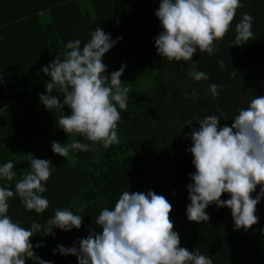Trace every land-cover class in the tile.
Returning <instances> with one entry per match:
<instances>
[{"label":"trees","instance_id":"trees-1","mask_svg":"<svg viewBox=\"0 0 264 264\" xmlns=\"http://www.w3.org/2000/svg\"><path fill=\"white\" fill-rule=\"evenodd\" d=\"M160 0H0V166L14 165L12 181L0 178V187L15 190L16 182L30 170L27 153L45 159L36 140L45 144L52 175L41 194L49 201L43 213L28 211L20 198L9 199L8 215L14 222L30 228L33 221L46 224L55 210L68 208L83 216L80 229L65 232L54 228V235L41 230L31 242L37 256L51 264H77L74 255L53 253L58 245L71 247L89 235V228L104 208L113 209L124 191H154L172 205L170 216L179 233L180 246L197 250L213 264H264V198L256 208L259 222L247 231L234 230L231 210L211 204L207 222H189L187 186L195 172L190 133L207 115L220 119V126H231L239 110L264 91V0H241L230 30L215 42V51L197 52L191 61H168L157 54L154 37L161 31L155 16ZM248 13L253 17V37L232 46L235 26ZM98 27L113 40L122 37L103 57L106 75L126 65L122 86L130 89L127 110H121L117 133L120 143L86 152L71 150L68 161L53 153V141L65 144L85 137L68 136L57 126L65 107L46 109L39 94H47L50 77L41 69L63 52L68 41H81V48ZM223 61V65L219 63ZM207 74L195 81L188 72ZM219 95L213 97L210 85ZM185 93L187 97L185 98ZM193 93L196 98H193ZM50 95L63 96L54 88ZM188 121L193 125L187 126ZM75 157V163H71ZM175 192V196L173 193ZM259 192L252 194L253 198ZM227 193L221 199H229ZM84 208L77 212V208ZM42 246L36 248V244ZM27 264H33L31 260Z\"/></svg>","mask_w":264,"mask_h":264},{"label":"clouds","instance_id":"clouds-1","mask_svg":"<svg viewBox=\"0 0 264 264\" xmlns=\"http://www.w3.org/2000/svg\"><path fill=\"white\" fill-rule=\"evenodd\" d=\"M241 0H160L155 16L162 31L154 37L157 54L168 61H191L194 54L215 51V42L222 40L230 30L236 11L242 8ZM253 17L244 13L235 26L232 46L247 43L253 37ZM111 38L98 27L90 40L81 48V41H68L65 50L41 71L50 77L45 83L46 93L39 94L41 104L48 110L67 107L70 114L61 111L57 126L68 136L85 137L91 144L71 141L65 144L53 141V153L68 161L71 150H98L96 144L108 148L119 144L117 133L121 110L126 111L130 89L122 86L121 76L126 65L106 75L104 55L121 40ZM223 65V61H219ZM188 75L195 81L207 80L202 71L192 65ZM0 76V82H2ZM59 95H50L53 89ZM213 97L219 95L216 84L210 85ZM193 98L196 94L193 93ZM185 98L187 93H185ZM231 126H220V119L207 115L198 119L199 128H193L192 146L187 149L193 159L195 172L190 174L187 186L190 203L186 207L189 222H207L205 211L211 204L231 210L234 230L247 231L259 222L255 214L264 198V96L254 97L246 108L239 110ZM193 125L192 121L186 122ZM30 170L11 187H0V264H51L37 256L31 238L43 230L46 236L53 229L68 232L80 229L83 216L68 208L57 209L46 224L35 221L30 228L14 222L7 214L9 199L18 196L28 211L40 214L49 207L41 194L47 191L45 183L52 175L51 161L35 158L27 153ZM75 157L71 163H75ZM16 176L11 161L0 166V178L12 181ZM259 192L253 198L252 194ZM227 193L229 199H221ZM175 196V192L173 193ZM84 208H77L83 212ZM172 205L154 191H124L113 209L104 208L86 238H79L71 247L58 245L53 250L62 255H74L77 264H213L209 256L180 246V236L174 230L170 216ZM40 243L36 248L41 247Z\"/></svg>","mask_w":264,"mask_h":264},{"label":"rangeland","instance_id":"rangeland-1","mask_svg":"<svg viewBox=\"0 0 264 264\" xmlns=\"http://www.w3.org/2000/svg\"><path fill=\"white\" fill-rule=\"evenodd\" d=\"M258 95L259 96H264V91H261L260 94H258ZM35 144H36V147L38 148V150L40 151V153L46 159V155H45V144H44V142L41 141V140H36Z\"/></svg>","mask_w":264,"mask_h":264}]
</instances>
